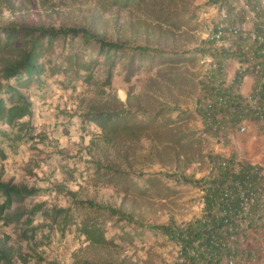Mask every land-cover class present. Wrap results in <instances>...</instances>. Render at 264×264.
Returning <instances> with one entry per match:
<instances>
[{
  "label": "rangeland",
  "instance_id": "374dc122",
  "mask_svg": "<svg viewBox=\"0 0 264 264\" xmlns=\"http://www.w3.org/2000/svg\"><path fill=\"white\" fill-rule=\"evenodd\" d=\"M12 1L15 10L0 5V26L23 18L55 26H87L105 40L128 47L148 46L171 54L154 62L146 61L129 81L125 75L126 63L121 61L114 69L109 86L104 85L106 68L101 58L91 71L90 81L77 79L75 87L64 83V73L51 71L60 62L55 58L59 48L44 57L46 72L41 75L44 85L39 87L35 81L23 90L32 102L30 124L35 138L21 142L16 151L7 149V158L0 159V175L4 181L42 188L25 201L15 202L12 208L27 212L33 205L42 203V211L36 214L32 224L40 229L36 233L28 231L25 236L24 230H28L25 214L8 226L0 222V245L13 248L15 253L27 254L29 261L25 264L73 263L74 253L84 237L75 225H70L61 237L56 228L47 227L51 219L44 215L53 205H69L68 196L55 189L58 184L77 191L80 197L121 207L144 225L166 223L170 216L183 222L199 215L202 191L165 174L177 172L199 178L209 169L208 154L236 153L238 144L244 140L241 135L247 126L245 131L236 127L225 142L218 135L205 133L203 120L196 111L200 81L211 60L198 49L204 41L211 40V30L222 18V9L212 0ZM238 4L250 11L247 2L243 5L239 0ZM246 14L245 25L249 26L253 23L252 14L248 10ZM224 45L229 46V41ZM188 51L194 52L187 54ZM94 60H97L96 54ZM228 66L231 70L240 68L239 59H228L226 70ZM87 74L82 72V76ZM226 79L228 83L233 80L228 78V71ZM108 93L117 94L124 102L131 96L132 108L140 114H161L152 128L138 133L139 141L127 153L120 146L109 147L95 124L88 123L86 130L81 127L80 113L92 101L109 99ZM2 128L10 129L0 121ZM93 157L111 161L133 178L137 186L126 193L121 180L115 185L95 183ZM141 176L151 177L153 182L143 187ZM122 229L128 231L129 226H111L107 236L116 237ZM115 240L119 244L115 253L119 257L127 256L131 264H169L177 254V247L165 236L151 231L134 241L124 242L119 237Z\"/></svg>",
  "mask_w": 264,
  "mask_h": 264
},
{
  "label": "trees",
  "instance_id": "16d2710c",
  "mask_svg": "<svg viewBox=\"0 0 264 264\" xmlns=\"http://www.w3.org/2000/svg\"><path fill=\"white\" fill-rule=\"evenodd\" d=\"M50 1V0H45ZM239 0H212L219 9L226 11L227 16L215 24L211 36L218 29L227 34L236 24L243 27L248 15L238 4ZM255 16L261 17V0H246ZM0 5L15 10L12 0H0ZM238 5V6H237ZM264 25V19L256 21L255 28ZM264 31V30H263ZM211 38V37H210ZM229 46L216 44L212 39L204 41L198 52L210 58V67L200 81V94L196 111L203 120V131L210 135H218L224 142L229 141L228 135L244 121H258L257 112L247 106L246 98L240 93V85L246 75L254 76V89L259 84L264 73V62L260 72L256 73L251 67L239 68L232 82L227 81L226 62L230 58L244 60V46L247 38L243 29L225 36ZM207 44L210 45L207 47ZM60 62L52 66L51 71L62 72L64 83L72 84L84 78L90 81L91 71L103 58L106 68L104 85L112 84L113 72L116 66L125 61L126 79L129 81L138 68L146 61H156L159 57L170 55V52L158 51L148 46L128 47L123 43L108 41L95 34L90 27L61 24L55 26L42 22H30L20 19L12 21L7 26H0V121L10 129H0V159L7 158V149L18 150L21 142L35 138L30 119L33 117L32 102L26 90L33 82L38 86L44 85L41 75L46 72L44 57L56 53ZM254 54L258 53L255 47ZM194 51H188L191 54ZM97 60H94V55ZM176 56L178 54H172ZM174 59V58H172ZM89 74L82 76V72ZM110 95V93H108ZM261 105L264 113V83L261 88ZM131 96L127 102L121 100L117 94L100 102L92 101L85 111L80 113L81 127L86 130L88 123L95 124L101 130V137L109 147L123 148L127 153L136 145L138 133L152 128L157 117L161 114H140L132 108ZM141 112V111H140ZM181 112L179 113V115ZM209 169L197 178L193 174L167 173V177L176 182L192 184L202 191L201 212L196 217L178 222L170 216L166 223L146 224L134 219V216L108 203L99 202L93 198L80 197L75 190L58 184L55 189L69 198L67 207L53 205L44 213L51 219L47 224L50 230L56 228L61 237L66 235L70 225H75L84 238L82 245L74 253L72 264H131L127 256H118L119 244L115 238L124 242L134 239L145 232L165 236L169 242L177 247L175 259L169 264H229L235 258V264H246L251 250L246 249L250 242V230L264 227L261 212L264 211V165L253 164L241 159L235 152L230 155L210 153L207 155ZM95 168L94 180L107 185L121 180L125 186L123 191L128 193L136 181L128 174L114 166L111 161L92 158ZM160 176V175H159ZM142 179V186L146 187L150 177ZM256 191L257 196L245 212V198H249L250 191ZM42 191L39 187H29L4 181L0 175V222L6 226L19 221L25 214L28 230L36 233L40 227L32 226L35 216L40 213L42 203L35 204L30 210H13L15 202H23L30 196ZM249 202V201H248ZM110 224V226H109ZM122 233L108 237L109 227L123 228ZM19 257V258H17ZM27 254L14 252L13 248L0 245V264L28 263ZM133 264V263H132Z\"/></svg>",
  "mask_w": 264,
  "mask_h": 264
},
{
  "label": "built area",
  "instance_id": "2783aa9c",
  "mask_svg": "<svg viewBox=\"0 0 264 264\" xmlns=\"http://www.w3.org/2000/svg\"><path fill=\"white\" fill-rule=\"evenodd\" d=\"M241 2L243 5L246 3L243 0H241ZM256 9L261 10L262 15L261 17L260 16H258V18L256 17V20H254V23H252L250 26L247 27L245 23L243 24V27H241L240 24H236L228 30L229 32H227V34L223 32L222 29H218L215 33L212 34L211 38L216 40V43L221 45V44H224L225 42L223 39L225 36H230L232 33L242 28L244 36L247 38V42H245L244 51L246 53L244 56V60L240 61V68L242 70H245L251 67L255 70L256 73H259L260 68H261V63L264 62V31H263L264 25H260L259 28H255L254 26H255L256 21H259L262 18L264 19V0H261L260 8L257 7ZM247 10L250 14L255 16L254 11H252L251 9L249 11L248 7L246 6V11ZM222 16L223 17L227 16L225 10L222 11ZM255 47L258 49L257 54L253 53L254 52L253 50ZM261 74H262L261 80L259 84L256 86V88L254 89V93L252 94V92H250L247 96H245V98H246L247 106H249L250 108L254 109L257 112L259 116V122L264 124V113L262 111V105H261V102H262L261 88H262V84L264 83V73H261ZM239 129L241 131H245L246 127L244 124H242ZM220 139L222 138L220 137ZM256 196H257V192L253 190V191H250L249 198H245V212L246 213L249 212L250 205L253 203ZM262 214H264V211L261 212V215ZM260 220L264 221V215H263V218L262 217L260 218ZM259 228H262V227H259ZM235 262H236L235 258H232L229 264H235Z\"/></svg>",
  "mask_w": 264,
  "mask_h": 264
},
{
  "label": "crops",
  "instance_id": "0c3cea01",
  "mask_svg": "<svg viewBox=\"0 0 264 264\" xmlns=\"http://www.w3.org/2000/svg\"><path fill=\"white\" fill-rule=\"evenodd\" d=\"M250 19L254 23L256 16L250 15ZM229 66L227 69L228 78L233 79L239 68L231 70ZM254 80V76L251 74L244 77L239 88L240 93L244 97L252 91ZM243 124L247 126V130L241 135V137H244V140L238 144L237 152L240 155L236 152L237 156H240L241 159L249 161L250 163L264 165V124L258 121L248 120L244 121ZM246 249L251 250L250 258L246 260V264H264V227L252 228L250 230V242L246 245Z\"/></svg>",
  "mask_w": 264,
  "mask_h": 264
}]
</instances>
